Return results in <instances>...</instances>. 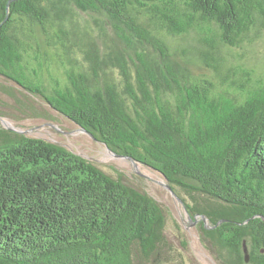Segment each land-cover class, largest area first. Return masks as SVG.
<instances>
[{
  "label": "trees",
  "instance_id": "1",
  "mask_svg": "<svg viewBox=\"0 0 264 264\" xmlns=\"http://www.w3.org/2000/svg\"><path fill=\"white\" fill-rule=\"evenodd\" d=\"M7 1L0 77L161 173L219 264H264V78L233 52L264 34V0H15L8 13ZM73 9L101 17L103 39L65 29ZM36 26L60 45L58 68ZM160 32L193 37L182 61ZM193 58L212 76L191 72ZM169 221L185 250L147 192L0 127V264H189Z\"/></svg>",
  "mask_w": 264,
  "mask_h": 264
},
{
  "label": "rangeland",
  "instance_id": "2",
  "mask_svg": "<svg viewBox=\"0 0 264 264\" xmlns=\"http://www.w3.org/2000/svg\"><path fill=\"white\" fill-rule=\"evenodd\" d=\"M69 15L71 16L63 21L65 29L73 25L79 31L85 32V36L103 39L101 35L106 34V27L104 22L100 21L101 17L97 16V22H94L95 14L76 9H73V13ZM34 31L42 50L48 51L49 57L58 68L56 53L62 52L60 45L58 43L48 45L39 26H36ZM159 34L168 44L173 58L182 61L181 47L192 43L193 37L167 36L164 32ZM81 39L87 41V37L83 38V35ZM233 52L243 53L244 58L241 61L247 67L254 69L256 76L264 78V34L251 44H245L242 48H233ZM187 67L197 76H212L211 71L196 59L188 63ZM0 85L8 89L5 91L0 89V127L13 126L25 135L62 145L92 161L113 177H120L129 185L147 192L177 221L187 242V248L184 250L174 237L177 227L171 221L168 222L167 236L169 241L174 239L175 245L183 251L186 261L189 264H219L213 254L201 243L197 223L193 224L188 219L183 203L164 186L167 181L161 173L141 163L134 165L127 158L114 156L104 143L97 141L81 130L78 124L52 109L43 98L27 93L14 82L0 77Z\"/></svg>",
  "mask_w": 264,
  "mask_h": 264
},
{
  "label": "water",
  "instance_id": "3",
  "mask_svg": "<svg viewBox=\"0 0 264 264\" xmlns=\"http://www.w3.org/2000/svg\"><path fill=\"white\" fill-rule=\"evenodd\" d=\"M12 1H15V0H8L7 1V4H6V9H7V13L9 12V6H10V3L12 2ZM7 128L8 129H10V130H13V131H17V132H20L21 133V131L20 130H18L17 128H15V127H13V126H9V125H7ZM80 128H81V130H83L84 132H87L90 136H92L93 137V135L89 132V131H87L84 127H82V126H80ZM110 150V149H109ZM112 152V154L114 155V156H116V157H124V158H127L128 160H130L134 165H136L137 164V162L132 158V157H130V156H124V155H120V154H118V153H115V152H113V151H111ZM164 186L173 194V195H175V197L180 201V202H182V200L175 194V192L172 190V188H171V186L166 182V183H164ZM183 203V202H182ZM184 205V204H183ZM202 218H203V220L206 222V219H205V217L204 216H202ZM188 219L191 221L192 219H191V216L188 214ZM197 221H198V219H195V220H193V221H191L193 224H196L197 223ZM207 224V223H206ZM243 252H244V258H245V261H248L249 260V254H248V249H247V247L244 245V248H243Z\"/></svg>",
  "mask_w": 264,
  "mask_h": 264
}]
</instances>
